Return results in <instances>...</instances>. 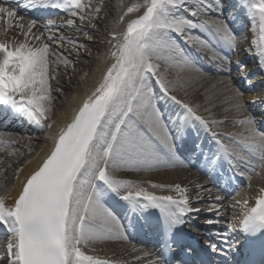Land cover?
Here are the masks:
<instances>
[{"label": "bare ground", "instance_id": "obj_1", "mask_svg": "<svg viewBox=\"0 0 264 264\" xmlns=\"http://www.w3.org/2000/svg\"><path fill=\"white\" fill-rule=\"evenodd\" d=\"M85 1L74 0L68 6L70 8L72 6L76 8L75 12L69 11L66 16L59 15L53 18L55 22H60V24L64 26V29H66L65 33H61L63 34L62 36L65 37L64 39L70 41L71 44L76 45V47L80 49L79 53L73 50L71 46L65 49V52L73 59L72 63L71 61L67 62L66 59H60L57 54L47 49L42 44V41L36 42L29 39V31L25 28L23 21H19L18 23L17 20L18 24H16L15 21H12L14 20L13 18H10L8 15H3L4 23H0V82L2 83V87H0V102L6 103L5 106L3 105L1 107L4 112L2 113L0 111V124L5 126L7 131L8 129L12 131L20 130L24 135H21L18 131L19 134L16 132L12 133L7 136L10 138L6 140L7 142L18 145L23 144V146L27 145L28 148L32 149V154L27 157L24 155L25 157L19 162L16 158V153L20 151L18 147H12L14 151L11 150L9 153L8 150L3 153L0 152V202L8 208L7 210L11 214L15 202H17L22 189L30 178V173L37 169L43 158L47 156L53 148L58 135L68 129L74 122L81 121L85 116L86 112L82 109H88V107L85 106L90 102H86V100H91L92 104V102H94L92 100L96 98L98 94L109 96L110 99L112 98L109 104L102 101L92 104L96 107V116L97 114L98 116H104L100 124L102 127H99L97 137L94 140V146L97 144L101 146L100 144L108 139L107 130L110 129L111 126L110 116H113L112 114L114 113L116 115L119 113L123 115L128 111L129 107L123 102L122 95L119 96V93L112 94L110 90L107 93L102 88L107 82V77L117 71V67L114 68L112 65L116 64L115 60L117 59V54L114 53V45H120L123 40L126 42L129 41L130 44L139 41L142 48L138 50L144 54L153 51L159 52L158 55L161 57L160 63H162L164 55L168 59L178 57L184 64H188V61H190V59L185 58V56L178 54L180 51L178 52L176 47L174 48L169 45L170 42L167 38L165 26L163 27L161 22V26L156 33H137L136 35H128L126 33L124 28L126 20L140 11L148 3V0H111V6L117 15L111 17L113 10L108 9L107 11L111 14H105L106 16L104 15L103 19H101L98 13L100 8L90 4L88 5ZM202 1H208L212 3L213 6L219 7V2L223 0H166L158 11H165L168 22L171 24L177 21V14L182 13L183 8L186 6L192 11L194 10L202 15L201 18L212 20V25L215 26V28H219L221 24L217 16L206 15L207 9L199 6V4H202ZM256 1L257 0L225 1L226 5H228L227 10L230 7L234 9V14L231 17V19L233 18L232 21H235L233 27L237 28V24H242L246 28V31L240 34L247 40V45L254 50H256L258 45V35L255 33L257 19L253 13L256 12V5H259L261 8L264 7V0H259V4H255ZM223 5H225V3L222 4V6ZM69 17H73L75 20ZM88 19L94 22L103 20L104 24L110 23L111 26H107L109 30L113 32L115 28L120 29L121 38H118L116 40L117 43L113 44L107 37L98 33H92V28L98 30H100V28L91 26L92 24ZM162 24L165 23L162 22ZM193 28L192 26H186L184 31L189 33ZM69 29H75V32L91 33L94 45L85 43L84 40H86V38H84L83 35L69 32ZM109 30H107V32ZM157 36L160 38H157ZM187 36L192 37L190 33L187 34ZM44 40L46 41V39ZM87 47L89 48V54L88 58H85L84 54H86ZM131 49L133 48L131 47ZM225 51H227V49H225ZM162 52L164 55H162ZM126 53L127 52H125L124 55H126ZM255 53L258 54L257 51ZM136 57V54H134L131 60L135 61ZM150 60L151 58L148 56V64ZM123 61L125 64L127 63L125 60ZM224 62L225 65L210 64L209 67H207L206 64L198 62V64L191 66L189 63L188 66L190 70L185 71L187 73V77L184 79L186 80L185 82H181L178 78H175L169 85L167 84L169 88L167 93L171 96L169 99L159 92L148 74L144 75L141 81L143 84L142 87L140 89L138 88L137 92L130 90L129 94L133 98V103L140 104V107L144 110L142 114L148 116V122L154 128L162 127L163 129L165 126L161 118L153 116L156 112H159L160 116H169L170 114L174 116L178 112H180V115L184 114L189 116V113L194 112L196 116H200L204 121L208 122L207 124L210 129L215 131L222 129L226 127L230 121H236L238 119L236 118L237 114L234 107H232L234 102L237 111H242L240 102H242L245 97H250L245 93L241 94L237 92V89H234L235 87H232V85L226 87L227 85H225V82L222 80L224 78L228 79V76L224 73L227 71L229 72L228 75H231L234 68L227 58H224ZM134 65L135 64H131L130 66ZM56 67H59L58 70H56ZM135 69V66L130 69V75H136L138 78L140 74L137 73ZM167 72L169 73H165V76L172 74L171 70ZM52 76L56 81H50ZM124 81L121 82V84L126 85ZM113 88H115V86H113L111 90H113ZM130 89H132V87H130ZM9 102L10 104L16 105V110L9 111ZM163 104H166L168 109L162 106ZM242 104L244 105L243 102ZM24 107L26 108L24 109ZM161 107L163 110H161ZM245 108H247V106H245ZM49 109L51 110L49 111ZM13 112L17 114L18 117L10 115ZM7 114L14 116L12 120L8 122L3 121V116ZM28 114L29 116H27ZM21 116H25L26 119L21 118ZM48 116H50V118ZM113 131L115 132L116 129ZM133 133H137V131ZM261 140L262 138L257 139V141ZM146 142V140L143 141V143ZM23 148L27 149L26 147ZM258 158L264 159V154H259ZM242 160L245 162H254L256 159L243 158ZM262 163L264 164V161ZM148 165L155 167L153 164H147L145 166ZM139 166L144 167L142 164ZM90 167L91 165H89L87 169ZM190 170V168L183 166V168H170L169 172L147 171V174L144 175L152 177V181H161L163 184L162 188L165 189L169 183H176L175 181L177 180H182L186 183L189 179H193V176H189L186 173L183 174V171ZM84 180L85 181L82 183L83 187L88 189V187L93 184V177L88 178L85 175ZM191 186V184L187 186L189 188H185V186H174L169 190H164L165 193L163 191L159 192L160 196L164 197L162 199L164 206L166 207L168 205L169 200L166 198L168 194H171V199L173 201L176 200L178 202L177 204H185V196L195 191V188L191 190ZM262 186H264L263 178L255 177L251 181L250 188L248 190L246 189L250 193L251 202L256 198L258 195L257 192H259ZM197 188L200 189L201 187ZM78 189L76 200H79V204H76L71 210L69 228L70 241L73 231L75 232V219H78V214H74V212L80 205V200H83V196L85 195L83 193L81 194V188ZM183 191H185V194ZM199 197L200 199L204 198V196L201 195H199ZM92 200L93 197H91L87 208V215L100 216V218L104 217L106 215L104 213V203H95ZM247 211L245 212L247 213ZM4 212H6V210ZM104 218L108 219L107 223L112 221L110 216ZM77 221L79 222V219ZM13 226L11 232L8 233L6 243L10 254L9 264H18L17 255L15 253L16 227ZM109 228L113 229L112 222ZM107 231L110 230L103 229L99 231L100 233L96 237H87L82 232H80L79 235H75V237L73 236L72 240H76V246L74 247L75 256L72 257L70 261L73 264H146V259H141L145 253L139 251L135 244H126V242L124 243L119 238H108L109 235L114 236V234ZM100 237H104L105 239L101 241L99 239ZM123 244H126V246L124 247ZM78 246L80 250H78ZM124 248L125 250L120 253ZM97 250L104 254L103 257L98 255L99 252ZM93 253H96L99 258H91L89 255L92 254L95 256ZM68 264H70V262Z\"/></svg>", "mask_w": 264, "mask_h": 264}, {"label": "rangeland", "instance_id": "obj_2", "mask_svg": "<svg viewBox=\"0 0 264 264\" xmlns=\"http://www.w3.org/2000/svg\"><path fill=\"white\" fill-rule=\"evenodd\" d=\"M96 1V2H95ZM87 3V2H86ZM111 3H112V1L111 0H89L88 1V4H90V5H93V6H96V7H98V8H100V11H98V13H99V16L101 17V19H103V16L105 15V14H111V13H109L107 10L108 9H111V10H113V7L111 6ZM192 14H194V13H192ZM115 15H117L116 14V12H114V10H113V14L111 15V17H114ZM106 16V15H105ZM89 21H90V23L92 24L91 26H94V27H97V28H100V30H98V29H95V28H92V33L94 32V33H98V34H101V35H103V36H105V37H107L108 39H110L111 38V36L112 37H114V34L112 33V31L111 30H109V26H111L110 25V23H105L104 24V21L103 20H99L98 22H94V21H92V20H90V19H88ZM108 26V27H107ZM157 26H155V28H156ZM114 28V27H113ZM113 28H111V29H113ZM60 30H62L63 29V27L61 28H59ZM107 30H109L108 32H107ZM63 31V30H62ZM69 32H74L75 34H81V35H83L84 36V38H86V40H84V42L85 43H88L89 45H94L93 43V41H92V38H91V33H82V32H78V31H76L75 32V29L73 30V29H69L68 30ZM62 40V41H61ZM50 41L51 42H47V46L55 53V54H57L59 57H60V59H63V60H65L66 59V61L68 62V61H71V63H72V61H73V59L65 52V49H67L68 47H72V49L73 50H75L77 53H79V50L80 49H78L77 47H76V45H74V44H71V42L70 41H66L65 39L63 40L62 38H60V40L57 38V37H54V38H50ZM57 43L58 44H60V45H62V46H59V45H57ZM89 48L87 47V51H86V54H84V56H85V58H88V54H89ZM90 50H92V49H90ZM102 53V52H101ZM152 56H153V60H156V62L158 63L159 62V58H158V56L157 57H154L156 54H151ZM155 58H157V59H155ZM58 68L59 67H56V70H58ZM61 68V67H60ZM161 68H162V71L164 72V71H168V70H171L172 71V77H168V76H166L167 77V82H168V84L169 83H171L172 82V80L173 79H175V78H178V80H180L181 82H185L186 80H184L186 77H187V73L185 72V71H187V70H183L182 69V67L178 64V62H175V61H171V60H166V61H164V62H162L161 63ZM60 70V69H59ZM52 73V72H51ZM169 73V72H168ZM184 73V74H183ZM54 74V73H53ZM52 74V75H53ZM180 74V75H179ZM182 74V75H181ZM153 76H158V75H153ZM182 79H181V78ZM155 79V78H154ZM50 81H56L55 80V78L52 76V79L50 80ZM138 84V83H137ZM140 84V83H139ZM138 84V85H139ZM140 86V85H139ZM51 109H49V111H50ZM49 118H50V116H48ZM231 122H229L228 123V125L225 127V128H232V129H235V127L232 125V124H230ZM32 154V151L31 150H26V151H22L21 153H16V158H17V161L19 162V161H21L22 160V158L23 157H27V156H29V155H31ZM25 155V156H24ZM142 175H140V176H143V174L144 173H141ZM135 176V175H134ZM139 177V175H136V177L134 178V179H136V178H138ZM4 254H5V248L4 247H2L1 245H0V257L3 255V257H4Z\"/></svg>", "mask_w": 264, "mask_h": 264}]
</instances>
